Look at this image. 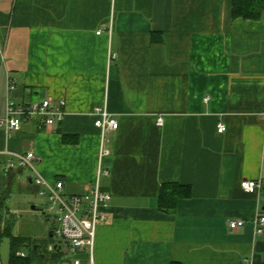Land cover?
Listing matches in <instances>:
<instances>
[{
    "label": "crops",
    "instance_id": "obj_1",
    "mask_svg": "<svg viewBox=\"0 0 264 264\" xmlns=\"http://www.w3.org/2000/svg\"><path fill=\"white\" fill-rule=\"evenodd\" d=\"M232 4L0 0V25L8 26L0 29V118L9 99L66 100L59 124L33 117L19 129L0 126V167L18 174L19 189L38 192L37 175L62 180L66 194L91 188L101 144L96 108L119 122L107 132L110 174L100 185L111 200L93 264H264V234L254 225L264 190L241 187L244 179L264 185V11L235 17ZM31 151L34 165L19 176L16 154ZM171 183L190 194L161 209ZM233 219L244 226L232 229ZM2 241L0 264H10ZM75 258L92 264L87 249L65 264Z\"/></svg>",
    "mask_w": 264,
    "mask_h": 264
},
{
    "label": "built area",
    "instance_id": "obj_2",
    "mask_svg": "<svg viewBox=\"0 0 264 264\" xmlns=\"http://www.w3.org/2000/svg\"><path fill=\"white\" fill-rule=\"evenodd\" d=\"M1 28L8 29V26L0 25ZM4 56L5 43L0 42L1 61H4ZM111 57H115V54H112ZM205 100H208V97ZM95 114L98 116L95 125L101 130V144L98 176L94 185L82 193L66 194L62 180L58 179L50 182L40 175L34 178L35 184L39 186V195L45 197L48 209L54 214L56 226L52 231L53 238L62 240V242L67 241V245L71 246L76 252L87 249L92 264L97 225L107 218L108 213L105 208L108 207L111 200V195L105 193L100 185L101 175L108 176L110 174V170L103 166V158L110 154L107 146V132L116 130L119 127L118 120L111 116L107 108H96ZM65 115V99L54 101L51 98H46L40 102L27 104H19L13 99H9L6 104L5 114L0 118V126L8 131L19 129L24 119L33 117L39 118L40 123L45 126H52L61 123ZM162 120V118H158L160 124H162ZM217 127L220 133L226 130V125L223 123H219ZM16 155L20 166L33 167L32 162L36 158L34 152ZM241 187L246 192L257 193L261 190L262 183L256 180L244 179L241 182ZM229 225L232 229H236L244 226V221L233 219L230 220ZM254 225L256 234H264L263 212L258 213ZM17 254L20 256L26 255L22 251ZM73 263L82 264L79 258H75ZM244 264H255V262L251 258H245Z\"/></svg>",
    "mask_w": 264,
    "mask_h": 264
},
{
    "label": "rangeland",
    "instance_id": "obj_3",
    "mask_svg": "<svg viewBox=\"0 0 264 264\" xmlns=\"http://www.w3.org/2000/svg\"><path fill=\"white\" fill-rule=\"evenodd\" d=\"M29 167H25L19 176H25L30 172ZM3 168L0 167V192L3 193L5 199H7V209L5 210V223L12 222V230L14 235H30L38 245L40 244V254L45 255L44 262L41 264H64L71 263L70 257L76 252L71 246L65 245L64 248H68V252L59 253L58 260H54L50 256V252H56L55 249H50L55 239L50 237L51 227L56 226L54 222V214L48 209L47 202L44 196L38 194V192H30L27 190L19 189L18 174L15 177L6 175ZM33 208V206H35ZM9 206V208H8ZM3 239L1 247L6 246L10 250V240ZM70 247V248H69ZM27 253L29 249L23 248Z\"/></svg>",
    "mask_w": 264,
    "mask_h": 264
},
{
    "label": "trees",
    "instance_id": "obj_4",
    "mask_svg": "<svg viewBox=\"0 0 264 264\" xmlns=\"http://www.w3.org/2000/svg\"><path fill=\"white\" fill-rule=\"evenodd\" d=\"M264 11V0H233L232 13L235 17H243L246 19H258ZM190 194L189 188L184 185L171 183L164 186L159 198V207L161 209L169 210L174 209L178 200ZM6 199L2 192H0V243L3 238L7 237L11 242V258L10 264H41L44 263L45 255L40 254V244L38 249L34 250L35 240L29 237L14 235L12 230V222H7L4 225L6 218L5 210L7 209ZM51 237V236H50ZM53 238V237H52ZM54 239V238H53ZM50 243H54L50 242ZM24 247L30 251L25 256H20L17 253ZM56 252H50L51 258L58 260L59 253L62 248H55Z\"/></svg>",
    "mask_w": 264,
    "mask_h": 264
},
{
    "label": "water",
    "instance_id": "obj_5",
    "mask_svg": "<svg viewBox=\"0 0 264 264\" xmlns=\"http://www.w3.org/2000/svg\"><path fill=\"white\" fill-rule=\"evenodd\" d=\"M261 189L264 190V185L261 187ZM34 207H36V205L33 206V208H34ZM50 236L53 237L52 232L50 233ZM65 243H68V242L66 241ZM61 244H62V240H58L55 244H53V245L50 246V249L52 250V249H55V248H57V247L61 248ZM37 249H38V245H35V246H34V250H37Z\"/></svg>",
    "mask_w": 264,
    "mask_h": 264
},
{
    "label": "bare ground",
    "instance_id": "obj_6",
    "mask_svg": "<svg viewBox=\"0 0 264 264\" xmlns=\"http://www.w3.org/2000/svg\"><path fill=\"white\" fill-rule=\"evenodd\" d=\"M34 165V164H33Z\"/></svg>",
    "mask_w": 264,
    "mask_h": 264
}]
</instances>
